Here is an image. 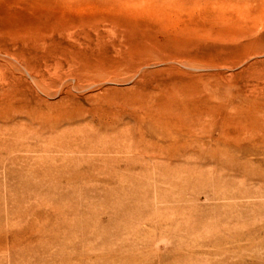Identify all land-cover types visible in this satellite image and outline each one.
I'll list each match as a JSON object with an SVG mask.
<instances>
[{"label": "rangeland", "instance_id": "1", "mask_svg": "<svg viewBox=\"0 0 264 264\" xmlns=\"http://www.w3.org/2000/svg\"><path fill=\"white\" fill-rule=\"evenodd\" d=\"M0 264H264V0H0Z\"/></svg>", "mask_w": 264, "mask_h": 264}, {"label": "bare ground", "instance_id": "2", "mask_svg": "<svg viewBox=\"0 0 264 264\" xmlns=\"http://www.w3.org/2000/svg\"><path fill=\"white\" fill-rule=\"evenodd\" d=\"M247 130V129H246ZM245 131V130H244ZM247 132V131H246Z\"/></svg>", "mask_w": 264, "mask_h": 264}]
</instances>
